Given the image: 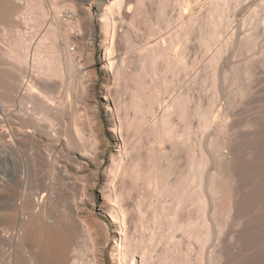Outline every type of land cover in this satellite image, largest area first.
<instances>
[{
	"label": "bare ground",
	"instance_id": "obj_1",
	"mask_svg": "<svg viewBox=\"0 0 264 264\" xmlns=\"http://www.w3.org/2000/svg\"><path fill=\"white\" fill-rule=\"evenodd\" d=\"M242 1L0 0V264H108L101 216L112 264H264V0ZM97 31L109 164L76 103ZM194 39L206 101L174 95Z\"/></svg>",
	"mask_w": 264,
	"mask_h": 264
},
{
	"label": "rangeland",
	"instance_id": "obj_2",
	"mask_svg": "<svg viewBox=\"0 0 264 264\" xmlns=\"http://www.w3.org/2000/svg\"><path fill=\"white\" fill-rule=\"evenodd\" d=\"M242 1V0H241ZM250 2H251V4H252V0H243L242 1V3H241V7H242V9H241V13L242 14H240L241 16H239L238 18H237V21L239 22H241L242 20H240V19H243L244 17H246V15H248L249 14V12H250V7H248V6H250L251 4H250ZM175 7V6H174ZM243 7H244V9H247V8H249V9H247V10H245V12H244V10H243ZM176 8V7H175ZM174 8V9H175ZM262 9H264V8H262ZM249 10V11H248ZM243 11V12H242ZM263 12V14H264V11L263 10H261V13ZM246 13V14H245ZM248 13V14H247ZM244 16V17H243ZM247 27V28H246ZM250 26L249 25H246L245 26V28L244 27H242V30H246V29H248ZM195 29H197V27L196 28H194V30ZM262 32L264 33V29H262ZM195 33H197V30L195 31ZM193 34H194V31H193ZM195 35V34H194ZM98 36V37H97ZM194 38V37H193ZM96 39V40H95ZM135 39V38H134ZM134 39H131V41L132 42H135V40ZM99 41H100V39H99V32L97 31V33H96V36H95V38H94V41L93 40H90V42H89V46H88V49L87 50H85V51H80L79 53H78V55H76V61H78V59H79V62L81 63V64H84L85 63V61H86V58L87 57H91V60H92V63H94V67H96L95 68V72L93 73V77H92V79L91 78H89L90 79V81H89V79H87V82H86V84L84 85V87L86 86V88H84V90H81L80 91V93H79V95L80 94H82V96L80 95H78L77 96V98H76V103H77V105H78V107H81L80 108V110H81V113H84L88 118H87V120H90L91 121V123L93 122L94 124H98V127H99V129L104 133V136H105V138L107 139V140H110V142H111V144H112V147H109L108 148V150H107V152H106V155H105V161H106V163L107 164H109L108 162H110L109 160H110V157H111V155L114 153V144H113V141L110 139V135H109V133H107V131H106V129L108 128V125H109V122H108V117L106 116V114H105V106H104V103H103V98H102V94H101V85H102V79H103V73H102V71H101V59L103 58V52L101 51V49L99 48ZM190 45H188V47L190 46V48L191 49H189L188 51H187V54L189 55L188 57H190L189 58V60H188V62H191L192 60H195V56H197V54H198V51H199V54H200V50L198 49V48H196L195 47V45H196V40L194 39V40H191L190 42ZM93 47H92V46ZM262 44H259V50L262 52V50H264V47H263V45L261 46ZM77 47H73V49H75V51H79L78 50V48L76 49ZM91 48V49H90ZM262 48V49H261ZM73 49H71L72 51H73ZM197 49H198V51H197ZM90 50V51H89ZM88 51V52H87ZM190 51V52H189ZM234 52L233 53H229V54H227V63L228 62H231V63H233V64H238V62L239 61H243L244 59V57H246L245 56V54L246 53H241L240 51L238 52V53H236V50H233ZM259 51V52H260ZM189 52V53H188ZM198 54V55H199ZM250 53H247L246 55H247V57H249L248 55H249ZM94 56V57H93ZM251 56V55H250ZM199 56H197V58H198ZM246 57V58H247ZM196 58V59H197ZM81 59V60H80ZM188 59V58H187ZM230 59V60H229ZM229 60V61H228ZM82 61V62H81ZM198 63H197V62ZM195 65H194V62H193V64H191V63H189V65H191L190 67H192L191 69H189V72L187 73V70H186V72H184L183 71V73H181L180 75H174L175 77H174V92H175V94L174 95H176L177 94V92L180 94L182 91H184L185 92V90L187 91V90H189L190 89V91H188L189 92V94H191V97L193 98L194 97V99H196V100H201L202 99V101H206V95L205 94H203V93H201L202 91H200L199 90V88L197 87V86H195V84H191L190 82H191V80H192V78L194 77V74L196 75L197 73H198V71H201V69H202V66L200 65V64H202V63H200V61L199 60H195ZM240 63V62H239ZM198 64V65H197ZM230 64V63H229ZM232 64V65H233ZM200 65V66H199ZM259 67H257V72L256 73H258L259 72V76L260 75H262V76H264V65L263 64H259L258 65ZM78 67V69H79V71H81L80 69V66L78 65L77 66ZM189 67V68H190ZM261 67L263 68V69H261ZM260 71H262L263 72V74H262V72H260ZM97 76V77H96ZM193 76V77H192ZM84 77H86V76H84ZM81 78L80 79V81L79 82H81L82 80H84V79H86V78ZM256 77H258V75H256ZM91 83V84H90ZM229 82L228 81H224L223 82V85L221 84V86H220V88H219V90H218V100H217V111H216V113H221V111L222 110H224V108L225 107H227V105H226V103H223V99H225V101L224 102H226V100H227V97L225 98L224 96H227V95H229V94H232V90H233V87H231L229 84H228ZM96 84V85H95ZM193 85V86H191V85ZM93 85V86H92ZM224 86V87H223ZM83 91H84V93H83ZM82 92V93H81ZM92 93V94H91ZM183 93V92H182ZM222 93V94H221ZM221 94V95H220ZM230 96V95H229ZM193 99V100H194ZM82 105V106H81ZM223 105V106H222ZM226 105V106H225ZM95 106H97V108L95 107ZM82 107H83V109H82ZM224 107V108H223ZM87 109V110H86ZM98 110V111H97ZM98 113H97V112ZM86 112V113H85ZM88 112V113H87ZM216 115V114H215ZM96 117V120H97V122H94L95 120H93L94 118ZM217 117V116H216ZM100 118V119H99ZM216 120H217V118H216ZM215 120V123H218V120L216 121ZM176 122V121H175ZM92 123V124H93ZM101 123V124H100ZM181 123V122H180ZM178 124V120H177V122L175 123V129H174V134L177 132L178 133V138L181 136V135H179V133H182L183 131H184V129H183V126H181V124ZM193 126L194 127H196V125H194L193 124ZM241 131H243L244 133H245V128H242L241 129ZM185 132V131H184ZM184 132H183V134H182V136L181 137H183L184 136ZM177 133H176V135H175V139H176V141L178 142H180L181 143V146H180V148H178V149H175L174 150V179H176L177 177H178V175L180 174V173H182V172H184V170H185V168H186V164H187V158H188V156H187V150H185V146H186V149H187V147L189 146V143H188V141H186L187 139H185L184 137V139L182 138L181 139V137H180V140L179 139H177ZM241 135H242V132H241ZM195 138H197L198 136H194ZM200 137V136H199ZM190 142V141H189ZM191 143V142H190ZM185 144V145H184ZM226 152V154H228L229 152L228 151H225ZM228 152V153H227ZM230 154V155H229ZM228 155L229 156H231V152L229 153ZM106 169H107V167L106 166H103L102 167V169H101V171H100V180H99V184H98V187H97V196H98V201H100L99 199H100V195H99V192H98V190H100L99 188L102 186V184H103V182H104V179H105V174H106ZM98 204V203H97ZM184 214H186V211H185V213L184 212H181V215H180V220H184L183 219V216L182 215H184ZM102 217V219H104L105 221H106V223L108 224V225H110L109 227H110V232H111V234H110V237H109V240L110 241H108V244H109V246H108V248L106 249V259H107V262H108V264H112L111 263V261H110V253H111V249H112V245H113V243H114V235H113V229H112V227H111V222H110V220L107 218V217H105V216H101ZM182 218V219H181ZM195 245H194V244ZM197 244L194 242V241H192V244L190 243V246H189V248L190 249H195L197 246H196Z\"/></svg>",
	"mask_w": 264,
	"mask_h": 264
}]
</instances>
